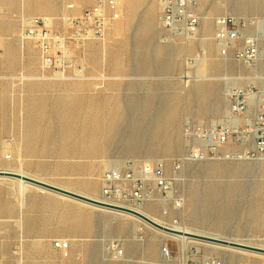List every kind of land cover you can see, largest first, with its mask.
<instances>
[{
    "label": "rangeland",
    "instance_id": "1",
    "mask_svg": "<svg viewBox=\"0 0 264 264\" xmlns=\"http://www.w3.org/2000/svg\"><path fill=\"white\" fill-rule=\"evenodd\" d=\"M132 1L136 9L129 14L123 7L124 15L111 23L105 43L88 42L76 53L85 77L64 80L43 76L35 43L22 39L21 17L49 16L57 30L66 31L64 18L81 14L94 0H0V170L21 169L25 175L99 198V177L112 162L176 157L183 152L186 118L206 115L220 105L223 111L227 108L226 83L206 81L216 83V88L203 102L196 91L197 79L219 78L228 84L234 80L264 89V0H199L200 30L190 43L163 42L158 2ZM150 4L155 6L152 13L147 11ZM223 14L262 22L260 31L248 30L261 35L262 57L256 66L220 55L213 37L215 19ZM116 23H121L118 36L111 32ZM199 51L206 59L187 65L186 58ZM204 66L207 74L200 69ZM186 172L183 210L165 219L158 206L147 204L143 209L164 226H176L170 220L178 218L177 226L202 234L264 245L263 162L205 161L188 165ZM19 192L18 179L0 176V208L19 205L15 222L0 223V257L8 264L21 234L25 264H174L164 259V244L179 256L187 243L170 240L141 219L37 186L28 192L50 201L31 208L28 192L24 199ZM54 202L60 204L59 220L52 216ZM141 228L143 240L138 236ZM28 234H45L49 239L27 238ZM57 239L70 241L68 256L54 247ZM111 240L121 242L123 259L111 257L107 249ZM198 240L202 239L195 241L205 254L221 257L224 264H264V256L214 248Z\"/></svg>",
    "mask_w": 264,
    "mask_h": 264
},
{
    "label": "built area",
    "instance_id": "2",
    "mask_svg": "<svg viewBox=\"0 0 264 264\" xmlns=\"http://www.w3.org/2000/svg\"><path fill=\"white\" fill-rule=\"evenodd\" d=\"M156 1L159 4L158 21L163 42L192 40L198 35L202 19L197 10L199 0ZM2 13L0 9V15ZM123 15V0H94L93 5L81 14L64 18L66 31L57 30L49 16L22 15L21 36L24 41L35 43L40 53L43 76L84 78L85 68L76 60V53L88 42L104 41L111 23L120 20ZM250 28L260 31L262 22L258 18L234 14L218 16L213 38L219 46L220 55L231 57L247 67L256 66L262 57L261 35L249 34ZM205 56V52L199 51L195 56L187 57L186 64L199 63ZM225 97L228 109L220 118L207 124L185 119L184 145L180 155L171 159H119L104 169L99 177L98 200L135 211L153 204L158 206L166 219L171 212L185 208L188 165L221 160L264 163V90L253 83L241 86L232 80L225 87ZM170 222L180 224L178 218ZM138 236L144 239L143 228L138 231ZM169 239L178 241L172 237ZM24 241L21 234L13 246L9 264H25ZM54 247L68 256L70 241L57 239ZM107 249L115 260L126 256L119 240L109 241ZM162 254L166 261L174 264H224L221 257L205 254L199 243L191 240L186 247L180 248L179 256H174L169 243L164 244ZM0 264L8 263L0 257Z\"/></svg>",
    "mask_w": 264,
    "mask_h": 264
},
{
    "label": "crops",
    "instance_id": "3",
    "mask_svg": "<svg viewBox=\"0 0 264 264\" xmlns=\"http://www.w3.org/2000/svg\"><path fill=\"white\" fill-rule=\"evenodd\" d=\"M126 7V10L130 13H133L134 10L136 9V3L132 0H123V7ZM154 4H150L149 6H147V11L150 13H152L154 11ZM121 23H116V25H114L112 27L111 32H116V36H118L119 32L121 31L120 25ZM147 33H146V37L145 39H147L149 41V39L151 38V33H152V27L150 25L147 26ZM106 42V40H105ZM104 42V43H105ZM202 70L203 73L207 74V70H206V66L200 68ZM197 93L199 95L202 94V96L204 97V101L203 102H207L208 101V97L211 96L213 94V91H215L216 88V83H206V81H216V82H224L226 84H228L227 81H225L224 79H219V78H204V79H197ZM227 103V101H226ZM228 109V103H227V108L223 111L222 109V105L214 108V110L210 111L209 113H207L206 115H202V116H196L194 114H192V116H189L188 118L192 117L191 119H198L200 124H207L212 120H216L218 118H220L221 116H223V114L227 111ZM193 113V112H192ZM221 113V114H220ZM195 117V118H194ZM196 122V120H195ZM50 201L49 199L46 200H42L41 196L36 194V193H29L28 192V197H27V206L33 208V207H38V206H42L44 202ZM53 207H56V211L53 212V218L54 216H56L57 220L60 219V213H61V209H60V204L59 202L55 204L52 203ZM19 215V205H17V203L15 204H10V205H6L3 208H0V223H9V222H15L16 218ZM31 221V220H30ZM42 231V230H40ZM46 231V230H45ZM27 238H32V239H49L48 235L45 234H28L26 236Z\"/></svg>",
    "mask_w": 264,
    "mask_h": 264
},
{
    "label": "bare ground",
    "instance_id": "4",
    "mask_svg": "<svg viewBox=\"0 0 264 264\" xmlns=\"http://www.w3.org/2000/svg\"><path fill=\"white\" fill-rule=\"evenodd\" d=\"M106 40V39H105ZM105 40H104V42H105ZM194 40H195V38H194ZM193 41V39L192 40H190L189 41V43L190 42H192ZM187 44V43H186ZM203 59H206V56L203 58ZM202 60V59H201ZM187 73V72H186ZM185 73V74H186ZM189 76V75H188ZM187 76V77H188ZM189 78V77H188ZM60 79H63V78H60ZM101 79H106V77L104 76V75H102L101 76ZM64 80H67V79H64ZM190 81V79L189 80H187V84H188V82ZM186 82V81H185ZM264 90V89H263ZM7 152V151H6ZM6 156H7V158H8V154H6ZM11 157V155H9V158ZM115 162V161H114ZM113 163V162H112ZM111 163V164H112ZM110 164V165H111ZM110 165H108L107 167H109ZM106 169V168H105ZM9 170H11L12 172H16V173H20V174H22V175H25V172L23 171V170H12V169H7V171H9ZM0 176H4V178L5 177H8V176H5V175H0ZM12 178V177H11ZM16 179V178H15ZM19 180V193H20V195H21V198L22 199H24L25 198V195H26V193L29 191V187L30 186H37V185H33V184H31V183H29V182H26V181H23V180H21V179H18ZM37 187H39V188H43V187H40V186H37ZM43 189H45V188H43ZM47 190V189H46ZM85 196H87V197H90V198H93V199H96V200H98L99 198H97L96 196H94V195H92V194H84ZM82 201V200H81ZM85 202V201H84ZM87 203H89V202H87ZM89 204H92V203H89ZM92 205H95V206H97L98 208H102V209H105V210H108V211H112V212H116V213H119V214H125V216L126 215H128V216H132V217H134V218H136V219H141V220H143V221H145L144 219H142V218H140L139 216H137V215H134V214H132V213H129V212H126V211H122V210H116V209H111V208H108V207H104V206H100V205H96V204H92ZM23 207H24V200L22 201V203L20 204V208L21 209H23ZM138 212H140V213H142V214H144L145 216H147V217H149L150 219H152V220H154L155 222H157V223H159V224H163L164 222L163 221H161L159 218H157V217H155L154 215H152V214H150L148 211H146L145 209H143V208H141V209H139V211ZM131 217V218H132ZM133 218V219H134ZM139 221V220H138ZM145 222H147V221H145ZM148 224H150L149 222H147ZM150 225H152V224H150ZM169 225V224H168ZM154 227V226H153ZM169 227H171V228H173V229H175V230H177L178 232H181V233H170V232H167V231H165V230H163V229H160V228H158V229H160L161 231H162V233H164V235L165 236H171L172 238H175V239H178V240H181L184 244L186 243V242H188L189 240H197L195 237H190V236H188V235H186L187 233H195V234H200V235H206V234H202L201 232L199 233L198 231H196L195 229H193V228H191V227H187V226H175V225H169ZM161 233V234H162ZM208 236H213V237H217V238H219L220 236H217V235H208ZM198 241H202V243H203V240H198ZM207 244H208V246H210V247H214V248H227V250H233V252L234 251H237V252H239V253H241V254H247L248 252L249 253H251V254H254V255H257V256H264V252H257V250H255V251H252L253 249H247V248H244V247H240V246H234V245H230V244H222V243H218V242H212V241H207V240H204ZM228 241H231V240H228ZM233 242H236V243H238V244H243L244 246L246 245V246H253V247H257V248H264V245H255L254 243H252V242H248L247 243V241H245V240H242V239H234V241ZM187 244V243H186ZM185 244V245H186ZM184 247H186V246H184ZM252 256V255H251Z\"/></svg>",
    "mask_w": 264,
    "mask_h": 264
},
{
    "label": "water",
    "instance_id": "5",
    "mask_svg": "<svg viewBox=\"0 0 264 264\" xmlns=\"http://www.w3.org/2000/svg\"><path fill=\"white\" fill-rule=\"evenodd\" d=\"M0 175H5V176L16 178V179H21V180L29 182V183H31L33 185H37V186L43 187V188L47 189L48 191H51V192H54V193H60L62 195H65V196H68V197H71V198H74V199H78V200H82V201L89 202V203H92V204L108 207V208H111V209L126 211V212H129V213H132L134 215L139 216L140 218H142L145 221L149 222L153 226H155L157 228H160V229H163V230H165L167 232L181 233V232H178L177 230L168 228V227H166V226H164L162 224H159V223L155 222L154 220L150 219L149 217L145 216L144 214H142V213H140L138 211H135V210H132V209H128V208L118 207V206H114V205H110V204H106V203L101 202L99 200L87 197L85 195H82V194L74 192V191L67 190V189L62 188L60 186H57V185L42 181L40 179L31 177L29 175H22L20 173L7 171V170H0ZM186 235L191 236V237H195V238H198V239H202V240L218 242V243H222V244H230V245H234V246H240V247H244V248H247V249H253V250L264 252L263 248H257V247L246 246V245L244 246L243 244H238V243L233 242V241H228L226 239L217 238V237H213V236L200 235V234H195V233H187Z\"/></svg>",
    "mask_w": 264,
    "mask_h": 264
}]
</instances>
